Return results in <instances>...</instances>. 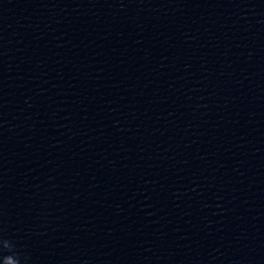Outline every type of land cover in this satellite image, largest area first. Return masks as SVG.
<instances>
[{
    "label": "water",
    "instance_id": "1",
    "mask_svg": "<svg viewBox=\"0 0 264 264\" xmlns=\"http://www.w3.org/2000/svg\"><path fill=\"white\" fill-rule=\"evenodd\" d=\"M0 264H264V91L124 0H0Z\"/></svg>",
    "mask_w": 264,
    "mask_h": 264
}]
</instances>
